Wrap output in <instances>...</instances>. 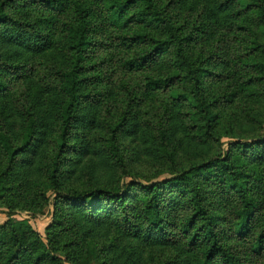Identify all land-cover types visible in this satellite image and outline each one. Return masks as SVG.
I'll use <instances>...</instances> for the list:
<instances>
[{
    "label": "trees",
    "instance_id": "obj_1",
    "mask_svg": "<svg viewBox=\"0 0 264 264\" xmlns=\"http://www.w3.org/2000/svg\"><path fill=\"white\" fill-rule=\"evenodd\" d=\"M215 1L221 28L246 37L243 55L231 57L225 41L207 53L197 49L201 38L212 36V14L204 11L199 32L187 35L174 25L177 16L161 0H0V98L16 81L29 80L33 71L30 60L12 61L13 51L43 58L60 49L69 61L64 67L51 61L42 77L43 90L61 107L58 157L51 178L56 189L51 237L62 235L63 221L91 225L101 223L105 215L113 218L125 238L163 247L183 243L198 250V264H264V0ZM156 32L165 38L155 37ZM115 44L127 51L119 59L123 73L144 74L146 93L157 95L181 86L192 97L193 113L186 111L189 105L184 99L176 103L185 111L182 115L190 117L209 157L181 164L164 141L155 154L170 178L126 185L134 175L120 138L134 124L122 122L108 129L103 149L104 158L122 175V189L63 191L64 155L84 151L70 145L75 130L87 124L79 112L90 98L82 93V75L91 60ZM164 69L175 73L153 76ZM225 78L233 80L250 105L246 114L250 129L244 138L220 143L216 139L220 117L215 113L219 103L208 100L207 88ZM34 125L30 124L20 148L0 136L12 165L22 155L36 153ZM69 206L79 209L69 211ZM56 252L26 222L0 224V264H65Z\"/></svg>",
    "mask_w": 264,
    "mask_h": 264
},
{
    "label": "rangeland",
    "instance_id": "obj_2",
    "mask_svg": "<svg viewBox=\"0 0 264 264\" xmlns=\"http://www.w3.org/2000/svg\"><path fill=\"white\" fill-rule=\"evenodd\" d=\"M161 2L164 8L169 4V10L174 17L177 16L174 25L187 35L199 32L204 11L212 14V36L201 38L197 49L207 53L215 50L220 41H225L231 57L246 53L245 44H242L246 37L230 34L221 28L222 15L215 0ZM153 35L165 38L160 32ZM124 49L122 44H115L113 48L103 50L97 59L87 64L86 68L88 65L90 68L82 75V93L90 95V98L88 104L83 102L79 112L87 124L85 128L75 130L70 145L82 147L84 153L71 151L64 155L60 178L63 191L80 193L103 187L122 189L121 173L111 167L103 152L108 129L122 122L134 124L133 129L122 133L120 138L128 170L134 175V178L126 180V185H148L170 178L167 167L160 165L155 154L164 141L174 159L181 164L209 157L210 150L199 143L190 117L183 116L185 111L176 103V100L184 99L189 105L186 111L193 113L196 103L192 97L181 86L157 95L146 93L144 74L123 73L119 59L127 53ZM59 50L54 49L43 58H29L13 51L12 61L30 60L34 67L29 80L16 81L7 96L0 98V136L5 135L15 147L20 148L28 139L29 126L34 122L32 139L36 153L34 156L22 155L12 165L10 156L0 143V224L9 220L26 222L46 244L56 248L58 257L65 264H198V250H191L183 243L163 247L125 238L113 218L105 215L98 224L63 221L62 235L51 237L48 234L56 219V189L51 178L58 157L61 107L54 95L43 90L42 77L51 61L61 67L69 65L64 52ZM111 58L113 64L109 62ZM104 60L105 64H98ZM166 73L173 75L175 72L164 69L153 76L162 78L160 75ZM207 89L208 100L219 103L215 111L220 117L216 139L227 143L246 137L250 129L246 114L251 109L239 95L233 80L225 78L220 83L209 84ZM78 209L68 208L73 212Z\"/></svg>",
    "mask_w": 264,
    "mask_h": 264
}]
</instances>
